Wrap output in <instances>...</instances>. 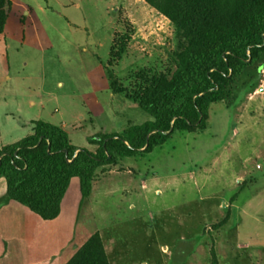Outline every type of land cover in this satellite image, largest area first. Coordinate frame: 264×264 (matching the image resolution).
Segmentation results:
<instances>
[{
  "label": "rangeland",
  "instance_id": "374dc122",
  "mask_svg": "<svg viewBox=\"0 0 264 264\" xmlns=\"http://www.w3.org/2000/svg\"><path fill=\"white\" fill-rule=\"evenodd\" d=\"M13 1L0 48V148L34 120L66 124L73 144L94 149L89 138L151 119L112 91L107 71L132 90L137 72L172 71L170 19L145 0ZM97 174L79 222L114 238L117 264H212V249L218 264H264V61L211 105L204 130H175Z\"/></svg>",
  "mask_w": 264,
  "mask_h": 264
},
{
  "label": "trees",
  "instance_id": "16d2710c",
  "mask_svg": "<svg viewBox=\"0 0 264 264\" xmlns=\"http://www.w3.org/2000/svg\"><path fill=\"white\" fill-rule=\"evenodd\" d=\"M145 1L174 26V69L137 72L141 85L133 90L109 68L107 76L113 92L137 103L151 119L130 125L123 135L89 138L94 149L73 144L62 125L34 120L32 133L0 148V178L7 184L0 207L15 200L45 220L55 219L74 177L82 199L88 198L100 167L151 152L175 130H204L211 105L226 101L246 70L264 61V0ZM12 5L0 0V34ZM124 51V44L118 51L113 45L111 56ZM65 264H111L100 233H93ZM212 264H218L213 249Z\"/></svg>",
  "mask_w": 264,
  "mask_h": 264
},
{
  "label": "crops",
  "instance_id": "0c3cea01",
  "mask_svg": "<svg viewBox=\"0 0 264 264\" xmlns=\"http://www.w3.org/2000/svg\"><path fill=\"white\" fill-rule=\"evenodd\" d=\"M12 2L13 10L15 3L13 0ZM24 13L31 15L27 9ZM7 25L8 20L4 32L0 34V48L4 49L7 46ZM59 125L68 132L66 124ZM114 171L115 169L111 168L102 176L112 174ZM74 181H78L79 186L77 185L75 194L69 197V188ZM71 184L63 198L60 215L55 219L45 220L15 200L0 207V264H65L77 248L95 232L102 236L110 263L117 264L116 258L111 257L114 251V238L111 236L106 240L97 225L89 230L80 226V207L84 201H89L92 193L88 198L82 199L79 178L74 177ZM146 186L145 180H142L141 187ZM6 189V180L1 177L0 196Z\"/></svg>",
  "mask_w": 264,
  "mask_h": 264
}]
</instances>
